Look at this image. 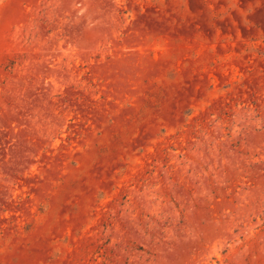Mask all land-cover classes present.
Segmentation results:
<instances>
[{
  "label": "rangeland",
  "instance_id": "1",
  "mask_svg": "<svg viewBox=\"0 0 264 264\" xmlns=\"http://www.w3.org/2000/svg\"><path fill=\"white\" fill-rule=\"evenodd\" d=\"M0 264H264V0H0Z\"/></svg>",
  "mask_w": 264,
  "mask_h": 264
}]
</instances>
